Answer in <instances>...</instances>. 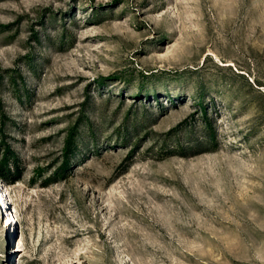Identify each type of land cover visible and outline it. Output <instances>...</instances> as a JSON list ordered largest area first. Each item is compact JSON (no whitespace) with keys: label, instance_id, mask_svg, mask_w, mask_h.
Segmentation results:
<instances>
[{"label":"rangeland","instance_id":"374dc122","mask_svg":"<svg viewBox=\"0 0 264 264\" xmlns=\"http://www.w3.org/2000/svg\"><path fill=\"white\" fill-rule=\"evenodd\" d=\"M0 264H264V0H0Z\"/></svg>","mask_w":264,"mask_h":264},{"label":"trees","instance_id":"16d2710c","mask_svg":"<svg viewBox=\"0 0 264 264\" xmlns=\"http://www.w3.org/2000/svg\"><path fill=\"white\" fill-rule=\"evenodd\" d=\"M0 174H2V172Z\"/></svg>","mask_w":264,"mask_h":264}]
</instances>
